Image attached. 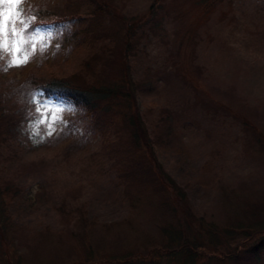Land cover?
<instances>
[{
    "label": "rangeland",
    "instance_id": "obj_1",
    "mask_svg": "<svg viewBox=\"0 0 264 264\" xmlns=\"http://www.w3.org/2000/svg\"><path fill=\"white\" fill-rule=\"evenodd\" d=\"M58 1L23 0L22 7L32 15L37 7L44 8ZM120 1L126 4V11L134 14L143 12L148 3V0ZM2 7L7 15L10 6L5 4ZM222 9L225 13L219 15L217 11L208 23L209 38L203 35V41L197 48L194 65L198 70L193 66L188 71L187 78L196 83V89L186 86L181 89L179 109L176 111L178 118L176 122H171L178 130L179 138L173 144L179 146L182 141L185 147H181L187 159L177 154L175 158L171 156L170 139L165 146L158 147L159 158L155 156V160L162 161L164 166H168L164 169L171 170L176 179L184 181L180 185L189 198L181 202L184 210H193L200 223L213 222L233 229L238 224L247 226L258 221L256 217L264 216V146L255 141L256 132L258 135L259 132L264 133V0H225ZM182 22L177 20L178 30L187 27ZM172 27L166 22L164 30L170 33ZM36 29L51 30L59 35L47 40L46 51L42 54L37 52L24 67L0 71V102L6 108L20 107L25 96L29 100L30 93L24 95L19 88L27 85L29 78L71 76L80 71L88 55L85 52L87 45L57 47L65 33L70 34L72 29L54 30L49 21L38 17L33 30ZM159 40L157 36L140 39L134 70L141 72L145 68L160 67L165 51ZM117 44L121 45V42ZM120 68L119 64L111 63L109 74L110 71H120ZM228 87L235 89L239 99L225 93ZM198 97L210 99V104L217 98L220 103H227L229 108L205 113L194 104L199 102ZM168 99L164 90L146 99L140 96L136 99L135 108L142 115L140 126L145 135L148 136L154 126L159 125L157 114L162 108L168 109ZM44 103L52 110L62 109L58 113L62 123L54 125L55 131L51 136L44 134L46 124L35 129L41 135L33 136V130L29 128V113L33 107L29 104L27 140L8 141L7 145H0L2 156H13L10 165L3 163L7 169L0 172V178L14 177L9 167L44 161V167L39 172H27L13 178V185L20 188L21 199L17 197V202L24 200L23 205L36 212L34 221L30 223V235H35L41 228H48L50 232L63 230L55 207L65 197V192L71 193L79 186L82 187L81 198L75 202L67 200V205L74 209L83 204L88 216L96 221L87 229L73 228V236L70 233H47L40 238L43 240L37 252L41 250L35 257L30 249L19 247V254H15L21 256V264L85 261L86 242L91 245V253L96 254L93 258L98 251L104 256V252L115 249L131 248L143 253H148L150 248H153L152 253L164 251L166 241L162 229L166 225L184 228L180 220L183 215L168 203L165 190L152 185L154 173L147 162L138 154L130 157V153H137L138 149L130 140L120 117L107 116V119L114 118L116 121L115 135L114 127L101 120L105 124L103 135L98 127L94 128L89 123L91 117L85 121L77 120L78 124L73 123L70 128L72 121L79 118L83 111L69 99L52 96ZM191 119L200 124V129L191 130L185 126V122ZM244 121L253 128H244ZM106 139L113 142L105 143ZM73 141L76 145H71ZM113 152L120 154L122 161L127 162L131 158L129 161L136 164L134 174L137 183L144 186L143 190L129 186L125 189V185L134 178L130 175L117 178L116 170L110 166ZM186 183L194 190L191 195L186 190L189 188ZM185 229L191 240L196 239L197 233L188 231V227ZM83 238L84 243H80ZM35 248L36 245L31 247ZM98 258L102 259L101 256ZM0 264H4L1 257Z\"/></svg>",
    "mask_w": 264,
    "mask_h": 264
},
{
    "label": "trees",
    "instance_id": "obj_2",
    "mask_svg": "<svg viewBox=\"0 0 264 264\" xmlns=\"http://www.w3.org/2000/svg\"><path fill=\"white\" fill-rule=\"evenodd\" d=\"M224 1L148 0L147 8L137 14L126 11V4L120 0H59L44 8L37 7L33 10L32 15L49 21L54 30L72 29L70 34L65 33L60 47L87 45L85 52L88 55L79 72L68 77H32L26 82L27 85L19 87L22 88L20 90L24 95L35 94L43 101L52 96L72 101L73 105L83 113L72 121L70 128L73 123L78 124L77 120L85 121L91 117L89 123L94 128L98 127L101 134L105 135L104 125L109 122L114 127L115 135L116 121L114 118L107 119V116H119L124 128L130 134V140L138 149L137 153L131 152L130 157L133 158L134 154H138L147 162L154 173L152 185L156 184L157 189L165 190L168 203L183 215L180 220L184 228L180 225L172 227L166 225L162 229L166 241L164 251L152 253L153 248H150L148 253H143L142 250L137 252L131 248L121 251L115 249L104 252V256L98 251L97 256L102 257L100 260L97 256L93 258L96 254L91 253V245H87L89 242H86L84 244V250L87 251L85 261L59 260L58 264H171L173 262L174 264H264V216L256 217L258 221L248 223L247 226L238 224L233 229L218 226L213 222L200 223L194 216L193 210L189 209V212L188 209L182 208L181 202L188 198L180 185H183L184 181L176 179L171 170L164 169L163 167L168 166H164L162 161L155 160V156L159 158L158 147L162 144L165 146L170 139L171 156L175 158L177 154L187 159L181 147V145L185 147L182 141L179 146L175 145V141L179 140L178 130L171 122L172 120L176 122L178 118L176 111L179 109L181 89L184 86L196 89V83L191 78H187L188 71L193 66L198 70V67L194 65L197 48L203 41V35L209 38L208 23L214 14L217 11L219 15L225 13L222 9ZM177 20L183 21L182 23L187 27L178 30ZM166 22L173 26L170 33L164 30ZM79 36L82 38L78 39ZM149 36H157L161 40L165 54L160 59V67L145 68L139 72L137 69L134 70L137 46L140 45V39ZM118 41L121 45L117 44ZM183 52L184 55L181 56ZM111 63L119 64L120 71H110L109 74ZM159 90L168 93L169 99L166 106L168 109L159 110L157 114L159 125H155L147 136L140 126L142 115L140 110L135 108L136 99L138 96L144 99L150 95L155 96ZM225 93L238 98L235 89L231 87H228ZM197 99L199 102L194 104H197V108L204 110L205 113L211 110H213L212 113H217L218 110L229 108L227 103H220L217 98H215L217 102L213 104H210L209 98V101L200 97ZM24 101L17 108H6L3 102H0V145H7L8 141L27 140L29 132L26 115L31 104L29 105L26 96ZM231 111L234 112L232 109ZM233 116L240 119L237 114ZM101 120H106V123L102 124ZM189 121L185 122V126L191 130L195 128L198 130L200 124L192 119ZM243 127L253 128L246 121ZM109 141L106 139L105 143ZM255 141L263 143L264 146V133L259 132L258 135L256 132ZM71 145H76V142H71ZM1 154L0 152V172L7 169L3 163L10 165L9 161L13 157ZM111 158L110 166L111 169L116 170L118 179L129 177L128 175L134 178L131 183L125 185V189L127 186L131 189L133 187L144 189V186L136 181L134 174L136 164L129 161L131 158H128L127 162L122 161L121 155L117 152H113ZM193 164L196 165L194 161ZM43 167L44 161L24 165L20 163L15 168L12 167L13 169L9 167V171L11 175L18 177L27 172H39ZM14 177L0 178V257L4 264H21V256L16 254H19L18 249L22 246L34 252L35 257L41 250L37 252L43 240L40 238L47 233L57 235L70 233L73 236V228L87 229L90 225L94 226L96 220L88 216L83 204L74 209H70L67 205V200L75 202L81 198L82 187L79 186L71 193L65 192V197L55 207L61 227L64 229L50 232L48 228H41L38 232L36 230L35 235H30V223L34 221L36 212L24 206V200L22 203L17 202V197L21 199V196L20 188L13 185ZM186 186L189 187L188 183ZM186 190L190 192V195L194 191L191 187ZM140 193L142 194V191ZM124 194L127 195V193ZM123 222L126 221L123 220ZM186 227L188 231L197 233L196 239L189 238ZM80 243H84V238ZM35 245L36 248L31 249ZM53 249L56 250V248ZM47 255L52 257L50 253Z\"/></svg>",
    "mask_w": 264,
    "mask_h": 264
},
{
    "label": "snow or ice",
    "instance_id": "obj_3",
    "mask_svg": "<svg viewBox=\"0 0 264 264\" xmlns=\"http://www.w3.org/2000/svg\"><path fill=\"white\" fill-rule=\"evenodd\" d=\"M5 4L10 6L7 15L2 7ZM22 4L23 0H0V61H3L0 63V71L24 67L37 52L42 54L46 51L47 40L59 35L51 30L46 32L33 30L36 26V17L29 15ZM28 103L33 106V111L29 113L31 118L29 128L33 130L32 135H41L35 129L45 124L47 128L44 134L53 135L54 125L62 123L58 115L62 109H50L49 105L35 94H30Z\"/></svg>",
    "mask_w": 264,
    "mask_h": 264
}]
</instances>
